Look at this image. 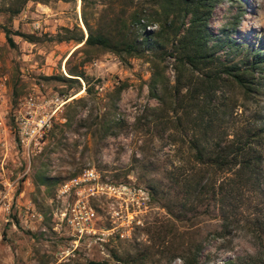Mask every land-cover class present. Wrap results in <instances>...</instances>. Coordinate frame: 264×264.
Here are the masks:
<instances>
[{"label": "rangeland", "instance_id": "obj_1", "mask_svg": "<svg viewBox=\"0 0 264 264\" xmlns=\"http://www.w3.org/2000/svg\"><path fill=\"white\" fill-rule=\"evenodd\" d=\"M10 1L0 0V9L7 8ZM87 1L85 8L83 0H51L49 5L30 1L13 19L12 29L35 35L40 42L31 44L14 36L16 49L9 45L2 28V25L11 26V22L7 15L0 14V74L7 79L6 89L0 91V264H88L89 261L133 264L142 255H148L149 259L141 264H162L159 252L165 246L163 243L169 241L171 229L176 225L180 232L190 235L194 231L185 223L176 222L152 196L156 191L177 197L179 187L170 174L178 169H190L192 165L187 140L171 122L175 121L171 106L165 112H157L162 121L156 120V114L151 111L160 107L150 96L151 77L154 72L162 74L171 92L176 77L174 59L160 62L148 55L122 62L112 53L96 50L78 53L71 66L85 64L95 95H87L86 83L82 81L80 93L74 95L76 90H71L69 98L61 96L66 103L57 113L53 128L31 156L23 155L18 146L12 121L17 108L12 104V87L17 76L21 82V99L33 94L46 102L60 96L58 93L66 86L44 83L43 78L67 76V61L79 46L74 42L57 43L53 37L64 29L80 27L86 40L84 11L94 27L109 3H117L116 9L120 7L119 0ZM209 27L214 36L227 31L243 47L258 48L264 53V0H220ZM240 58L244 56L238 54L235 60ZM257 76L261 77V87L253 96H246L236 87L225 89L227 111L235 109L239 114L237 128L264 126V66ZM188 77L197 80L191 72ZM124 82L130 87L118 101L116 91ZM88 167L97 169L105 180L143 187L150 194V202L139 215L140 221L128 227L124 239L111 238L91 248L83 243L79 253L62 258L61 251L69 248V242L55 232V215L59 210L56 193L60 185ZM44 178L48 181L44 182ZM203 211L204 206L199 208V213ZM32 212L42 215L43 221L26 223L27 215ZM216 225V221L201 215L194 229L198 230L199 239H205ZM262 248L256 235L243 228L228 240H211L206 244L204 262L225 264L233 260L248 264L251 258L260 256ZM173 264L184 263L176 260Z\"/></svg>", "mask_w": 264, "mask_h": 264}, {"label": "trees", "instance_id": "obj_2", "mask_svg": "<svg viewBox=\"0 0 264 264\" xmlns=\"http://www.w3.org/2000/svg\"><path fill=\"white\" fill-rule=\"evenodd\" d=\"M30 1L43 5L51 2L11 0L7 8L0 9V14L7 15L11 22V26L2 25V28L12 49L17 48L14 36L31 44L40 42L35 35L12 29L13 19ZM83 1L85 8L88 1ZM219 1L145 0L136 3L138 0H119L120 7L116 9L117 3H109L94 27L84 11L83 20L88 31L86 40L80 27L64 29L62 34L53 37L57 43L74 42L79 46L67 61V76L43 78L44 83L66 86L58 94L67 97L71 90H76L74 95L80 93L83 81L87 87L85 92L93 97L95 87L85 71V64L71 66L72 59L80 52L112 53L122 62L148 55L160 62L174 59L176 77L171 92L162 74L154 72L151 77L150 96L160 103L158 109L151 111L156 114V120L162 121L163 117L157 112H165L171 106L175 119L171 122L187 140L192 165L190 169H178L170 174L175 186L179 187L175 193L177 197L171 198L156 191L152 196L154 201L162 203V208L176 222L185 223L194 231L189 235L180 232L176 225L171 229L169 241L163 243L165 246L159 252V263L162 264H173L176 260L184 264H205L203 251L206 244L211 240H228L243 228L255 234L263 247L260 256L251 258L248 264H264V126L237 128L239 114L235 109L227 111L225 92L226 88L236 87L246 96L255 95L261 87L257 71L264 66V53L258 48L243 47L232 40L227 31L222 36L213 35L209 22ZM154 26L158 29H148ZM238 54L244 58L236 61ZM188 72L197 80L188 77ZM20 86L17 76L12 87L13 106H17L21 99ZM129 87L125 82L118 86V101ZM12 121L16 128L13 117ZM43 181L48 180L44 178ZM261 198L262 208L258 209ZM202 206L204 211L199 213ZM201 215L217 222L205 239H199L198 230L194 229ZM148 259V255H142L133 264ZM88 264L107 263L89 261ZM225 264L237 263L230 260Z\"/></svg>", "mask_w": 264, "mask_h": 264}, {"label": "built area", "instance_id": "obj_3", "mask_svg": "<svg viewBox=\"0 0 264 264\" xmlns=\"http://www.w3.org/2000/svg\"><path fill=\"white\" fill-rule=\"evenodd\" d=\"M155 28L148 27L149 30ZM6 80L0 74V91L6 89ZM65 103L58 95L43 102L30 94L19 101L13 119L23 155L30 157L40 146ZM149 202L150 194L143 187L105 180L97 169L85 168L60 185L56 193L59 210L55 215V232L69 242V248L61 251L62 258L79 253L83 243L91 248L111 238L124 239L128 227L140 221L138 217L148 208ZM32 221L42 222L43 216L32 212L27 215L26 223Z\"/></svg>", "mask_w": 264, "mask_h": 264}]
</instances>
